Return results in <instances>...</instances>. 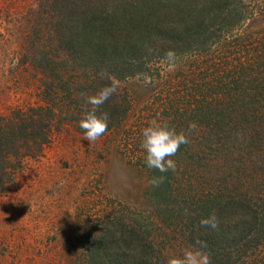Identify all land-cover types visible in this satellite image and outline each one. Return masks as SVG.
<instances>
[{
	"label": "rangeland",
	"instance_id": "1",
	"mask_svg": "<svg viewBox=\"0 0 264 264\" xmlns=\"http://www.w3.org/2000/svg\"><path fill=\"white\" fill-rule=\"evenodd\" d=\"M234 1L242 10V21L230 33L215 37L201 54L155 58L145 63L140 74L118 80L117 99L128 107L118 126L90 143L75 120L56 119L40 153L20 158L11 181L0 191V264H89L87 248L93 237L122 219L128 226L139 224V231L160 249V263L183 253L181 228L162 215L170 213L172 201L181 205L178 211L183 213V199L194 201L186 194L198 188L199 180L189 171L190 158L184 156L183 161L178 153L172 157L176 170L167 172L173 196H164V185L152 187L149 180L154 172L144 162L141 130L153 118L183 130L189 120L182 114L192 99H212L217 85L234 73L240 75L238 87L251 82L253 90L244 95L245 101L263 103L264 76L248 82L245 76L251 71V57H258V67H264V0ZM42 4L41 0H0V116L43 104L42 75L32 61L35 52L66 63L72 94L74 86H82L84 74L70 68V59L66 61L55 49L51 14ZM238 59L232 66L230 61ZM56 93L62 97L57 112L75 107L72 96ZM163 196L168 205L156 206L153 202ZM236 264H264V250Z\"/></svg>",
	"mask_w": 264,
	"mask_h": 264
},
{
	"label": "trees",
	"instance_id": "2",
	"mask_svg": "<svg viewBox=\"0 0 264 264\" xmlns=\"http://www.w3.org/2000/svg\"><path fill=\"white\" fill-rule=\"evenodd\" d=\"M41 1L51 14L55 49L70 59V68L83 73L84 79L72 94L66 63L44 52L33 53L32 61L42 75L39 97L43 104L11 109L0 116V191L11 181L20 158L38 155L49 142L56 119L75 120L79 127L82 93L94 94L109 83V77L120 80L140 74L145 63L155 58L201 54L215 37L230 33L243 19L234 0ZM254 57L248 61L247 82L264 76V67L259 68ZM239 60L230 63L234 66ZM235 76L221 81L212 99H192L188 111H183L182 117L197 128L189 132V142L176 155L182 153L183 161L190 158L189 171L196 174L198 188L186 194L194 201L183 199V213L178 211L181 205L172 201L170 213L162 215L181 228L183 246L201 241L211 264H236L264 250V96L262 105L259 99L245 101L244 95L253 90L251 82L240 88V75ZM56 90L65 91L64 97L72 96L70 101L76 99L75 107L57 112L62 109V97ZM117 98L115 92L101 108L109 114L108 129L118 126L127 114V105ZM152 171L151 177L165 176L160 185L165 186L164 196L172 197L168 173ZM164 196L153 203L168 205ZM210 214L219 223L215 230L199 225ZM139 227L128 226L123 219L104 226L88 245L89 264H162L160 249Z\"/></svg>",
	"mask_w": 264,
	"mask_h": 264
},
{
	"label": "clouds",
	"instance_id": "3",
	"mask_svg": "<svg viewBox=\"0 0 264 264\" xmlns=\"http://www.w3.org/2000/svg\"><path fill=\"white\" fill-rule=\"evenodd\" d=\"M109 83L101 87L94 94H81L83 100L82 115L79 127L83 130V139L92 143L102 137L108 130L109 114L101 111L105 102L116 92L119 81L109 77ZM197 128L195 122H190L187 130L177 131L168 121L153 118L141 130V148L144 152V162L149 169L160 173L175 171L176 162L172 157L176 155L181 145L189 142V132ZM165 180L164 175L154 176L149 180L152 187H158ZM200 227L217 229L219 223L214 214L203 217L199 221ZM201 241L186 248L180 255H169L166 264H211L210 255L204 250Z\"/></svg>",
	"mask_w": 264,
	"mask_h": 264
}]
</instances>
